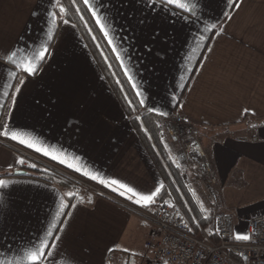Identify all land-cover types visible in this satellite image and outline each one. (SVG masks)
<instances>
[{
  "label": "crops",
  "instance_id": "0c3cea01",
  "mask_svg": "<svg viewBox=\"0 0 264 264\" xmlns=\"http://www.w3.org/2000/svg\"><path fill=\"white\" fill-rule=\"evenodd\" d=\"M194 2L199 19L179 9H148L142 0H109L110 7L100 14L111 24L109 39L116 52L93 21L116 59L117 53L121 57L117 61L132 77L130 83L125 75L140 106L168 114L163 117L179 115L197 127L225 207L224 197L264 201V124L251 127L253 120L243 121L248 114L264 119V0H238V8L226 0ZM50 10L49 0H0V93L21 89L15 101L0 95V119L50 153L0 137V179L8 182L7 189H0V244L24 246L54 223L60 240L50 264H128L127 257L144 248L141 263L148 257L151 224L141 215L143 206L126 198L130 193L122 196L117 185L94 181L98 188L70 202V193L57 185L13 175L25 170L26 154L59 163L51 158L55 155L66 160L59 163L66 168L72 163L140 194L163 185L75 25L57 21L48 40ZM212 24L219 36L204 31ZM25 43L46 45L50 55L36 75L20 73L10 80L14 69L3 57ZM241 230L244 234L245 226Z\"/></svg>",
  "mask_w": 264,
  "mask_h": 264
},
{
  "label": "built area",
  "instance_id": "2783aa9c",
  "mask_svg": "<svg viewBox=\"0 0 264 264\" xmlns=\"http://www.w3.org/2000/svg\"><path fill=\"white\" fill-rule=\"evenodd\" d=\"M162 127L169 142L178 147L172 161L181 172L182 183L189 191L198 192L209 207V232L199 228L198 234H194L174 202L154 204L141 213L151 228L145 241L148 257L139 264H264V213L252 216L248 222L246 234L250 235V242H236L217 191L216 172L197 127L179 115L165 117ZM25 156V162H41L30 154Z\"/></svg>",
  "mask_w": 264,
  "mask_h": 264
},
{
  "label": "trees",
  "instance_id": "16d2710c",
  "mask_svg": "<svg viewBox=\"0 0 264 264\" xmlns=\"http://www.w3.org/2000/svg\"><path fill=\"white\" fill-rule=\"evenodd\" d=\"M60 3L65 13L58 16V23L66 19L75 25L163 181L155 202L148 207H141V210L147 211L154 204L170 200L178 206L194 234H198L199 228L209 232V209L194 192L189 191L182 183L181 172L173 163L164 142L162 121L165 117L140 106L116 57L98 31L93 18L83 7L82 1L76 0V3H73V0H60ZM77 8L81 10L77 12ZM55 11L59 12V8ZM251 120L253 122H250ZM243 121L250 122L251 127L264 124V119L256 121L249 114L244 116ZM2 126L3 116L0 119V129ZM38 158L41 162L34 159L28 160V165L24 167L25 176L57 185L66 190L70 193V202L75 199L81 200L86 192L91 191L90 187L98 188L99 186L96 182L59 163L41 156Z\"/></svg>",
  "mask_w": 264,
  "mask_h": 264
},
{
  "label": "snow or ice",
  "instance_id": "6c2138e0",
  "mask_svg": "<svg viewBox=\"0 0 264 264\" xmlns=\"http://www.w3.org/2000/svg\"><path fill=\"white\" fill-rule=\"evenodd\" d=\"M145 7L148 9L154 10L155 8H159L162 12H173L176 9H179L181 12L186 13L189 17H195L199 19V17L195 16L197 3L194 0H142ZM51 5L50 11L47 12V38L51 41L54 38V30L57 25L58 16L63 15L65 13L64 7L61 5L60 0H49ZM73 3H76V0H73ZM83 7L87 9V11L91 14L93 19L95 20L96 25L99 27L100 31L103 33L105 39L108 40V44L113 46L112 39H109V28L111 24L108 22V18L102 16L101 11H107L110 7L109 0H82ZM227 5L231 7L238 8L240 4L238 0H226ZM59 8V12L55 11V9ZM81 9L77 8V12ZM224 16L226 19H231L229 13L225 12ZM178 18L180 17L179 13H177ZM83 19V16H81ZM191 23V20L188 21ZM63 23L67 24L68 21L65 19ZM216 24H212L210 27H205V32H214L216 36H219L220 32H215ZM205 37L203 35L200 36V41H203ZM113 52H116L117 49L113 46ZM48 55H50L48 51V47L46 45H42L39 48H31L27 43L21 47H15L9 50L8 53L3 57V62L9 66H11L14 70L8 73V79H15L20 73H25L27 76H34L37 74L39 67L47 60ZM117 59H121L119 54L117 53ZM122 67L123 64H121ZM125 75L128 77L129 82H132V77L125 71ZM25 83V79H20V84L23 85ZM10 87L11 85H6ZM132 87L135 89L136 85L133 83ZM20 88L17 87L15 89V93L3 92L0 95L4 97L11 96L12 100L15 101L16 93L20 92ZM139 96L140 93L137 92ZM144 101L141 100V105H143ZM4 107L3 103H0V109ZM149 111H153V109H149ZM162 116L168 115L167 113H159ZM0 137H5L12 141H16L20 144L27 146L28 148H34L37 152H42L45 156L50 155L48 149L37 147L35 142L31 138H24V134L22 132H18L13 130V126L10 123H5L0 129ZM52 159H59V163L65 164L66 160L63 158H58L55 155L51 156ZM17 163L23 164V160H18ZM34 166V165H33ZM66 166L68 168H72L77 172H81L83 175L87 176L93 181H97L100 184L108 187L110 185H117L119 188L124 191L120 192V195H125V193H130L131 195L126 197L127 199L132 200L133 203L148 207L155 202V199L160 192V188H156L155 191L150 192L149 194H140L136 192L132 187L127 186L126 184L120 183L116 179L106 180L100 178L96 175H92L87 170H83L81 167L75 166L72 163H67ZM8 182L0 179V189H7ZM132 197H136V199H132ZM2 199V197H0ZM66 207V206H64ZM60 213H58L59 215ZM206 219V217H205ZM185 227L191 231V228L187 224ZM57 228L56 224H52L47 227L43 234L38 233L35 237L30 238L25 242L24 246H18L13 243L11 246H7L4 244H0V264H50L51 260H54V250L57 249V243L60 240V236L55 235L53 229ZM60 232L63 231L62 228L59 229ZM217 234H219L220 230H216ZM211 234V233H210ZM233 239L236 242H250L251 237L249 234H241L234 233ZM109 251H113V249H109ZM122 251H128L127 249H122ZM15 253V255H10ZM247 259V257H245ZM167 264V262H165Z\"/></svg>",
  "mask_w": 264,
  "mask_h": 264
},
{
  "label": "rangeland",
  "instance_id": "374dc122",
  "mask_svg": "<svg viewBox=\"0 0 264 264\" xmlns=\"http://www.w3.org/2000/svg\"><path fill=\"white\" fill-rule=\"evenodd\" d=\"M199 139H200V137H199ZM164 142H165V144H166V146L168 148V151L170 152L171 158H173V156L175 154H178L177 149L173 146V144H171L169 142V140L167 139L166 136H164ZM203 146L206 148L207 143L203 142ZM28 160L29 159H27V162H28ZM220 177L223 179L222 175H220ZM217 191L219 193V197H220L221 204H222V207L224 209V212L229 216V219L231 221L232 228H233V234H234V230L235 229L238 230L239 233H241L242 232L241 228L243 226H245V233H246L248 222L252 218V216H254L256 214H259V213H264V201L244 203L243 201L240 202V200L237 201L235 199L230 201V200H228V199H226L224 197L225 202L228 204V206L226 208L225 204H224V201H223V198H222V195L220 193L218 184H217ZM195 194L201 200V197H200L199 193L195 192ZM204 205L206 206L207 209H209L208 205H206V204H204ZM144 221H145L144 223L146 224V226L148 228L147 221L146 220H144ZM144 252L145 251H144V248H143L137 254H133L131 256H128L127 257L128 264H139V262L141 260V256L143 255Z\"/></svg>",
  "mask_w": 264,
  "mask_h": 264
},
{
  "label": "water",
  "instance_id": "95a60500",
  "mask_svg": "<svg viewBox=\"0 0 264 264\" xmlns=\"http://www.w3.org/2000/svg\"><path fill=\"white\" fill-rule=\"evenodd\" d=\"M13 175H15V176H24V175H26V171L22 170V169L16 170V171H14Z\"/></svg>",
  "mask_w": 264,
  "mask_h": 264
}]
</instances>
